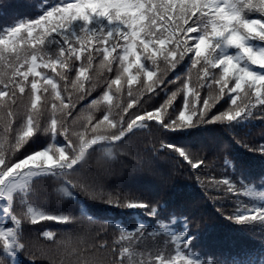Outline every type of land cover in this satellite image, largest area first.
<instances>
[{
  "label": "snow or ice",
  "instance_id": "snow-or-ice-1",
  "mask_svg": "<svg viewBox=\"0 0 264 264\" xmlns=\"http://www.w3.org/2000/svg\"><path fill=\"white\" fill-rule=\"evenodd\" d=\"M29 7L0 26V264H264V144L237 139L264 120V0ZM210 124L259 162L238 170L225 156L217 175L216 158L185 139ZM154 128L152 152L195 174L225 219L258 230L260 248L212 258L187 217L164 218L158 202L108 182L122 156L142 166L124 146ZM96 153L104 167L90 171ZM116 209L129 220L106 214Z\"/></svg>",
  "mask_w": 264,
  "mask_h": 264
},
{
  "label": "trees",
  "instance_id": "trees-1",
  "mask_svg": "<svg viewBox=\"0 0 264 264\" xmlns=\"http://www.w3.org/2000/svg\"><path fill=\"white\" fill-rule=\"evenodd\" d=\"M29 4L30 0H0V26L31 14ZM92 96H95V93ZM91 98L89 97V100ZM177 103H180L179 98ZM161 136L162 133L154 128L151 132H139L131 137L124 146L125 150L130 148L138 159L142 160V166L137 165L130 157L122 156L120 162L114 165L115 175L108 182L112 185L119 184L125 191L131 190L143 194L146 199L158 202L164 218L173 212L177 216L187 217L190 230L197 237L194 241L196 250L210 254L212 258L237 256L244 251L260 248L262 241L258 230L250 226L241 227L225 219V216L217 211L220 204H214L210 196L205 194L204 189L197 183L195 174L187 168L179 167L167 153L152 152L153 144L158 147ZM232 136V133L220 126L210 124L201 126L200 131L185 139L195 146L194 151L202 149L209 153L210 159L216 158L218 167L215 171L219 175L222 171V158L225 156L236 163L238 170L241 164L258 163L260 160L258 154L249 152L237 144ZM240 138L251 145L264 144V120L254 119L238 130L237 139ZM45 139L41 137L40 143L45 142ZM87 167L90 171H100L104 167V160L100 154H93ZM48 191H51L50 186ZM224 207L231 210L229 204H224ZM106 214L122 222L129 220V217L121 215L119 209ZM47 223L52 231H62L54 222ZM91 227L105 228L104 225ZM37 229L39 226L33 227V235ZM33 243L37 249H46L49 245V241L43 237ZM20 259L23 261L26 257L21 256ZM43 264H47V261Z\"/></svg>",
  "mask_w": 264,
  "mask_h": 264
}]
</instances>
